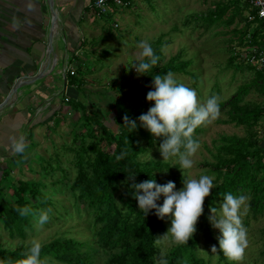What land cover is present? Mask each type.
<instances>
[{
  "label": "trees",
  "instance_id": "1",
  "mask_svg": "<svg viewBox=\"0 0 264 264\" xmlns=\"http://www.w3.org/2000/svg\"><path fill=\"white\" fill-rule=\"evenodd\" d=\"M248 10L249 6L244 0H228L226 4L218 3L215 11L206 15L203 21L206 27H228L234 24L238 17H244V12ZM248 14L253 15L254 11H249ZM109 15L110 13L106 16ZM260 28L259 22L251 23L248 17H245L243 27L233 30L238 46L258 47ZM158 43L159 41L156 42ZM155 54L158 56L159 50ZM228 62L232 65L234 59L230 58ZM189 67L190 63L181 61L179 55L171 58L158 70L154 66L144 75L143 82L131 92L129 105H124L121 100L113 102V129L105 124L106 117L89 115L81 101L69 99V102L65 103L74 113L81 112L79 120L86 129V137L96 138L88 145H81L79 149L74 150L73 166L76 175L69 179L68 183L70 201L73 200L78 211L90 217L93 236L91 240L86 241L55 238L42 244L41 259L47 258L48 264H155L157 246L154 240L163 235L167 228L163 220L155 215V210L147 216L140 212L138 202L132 194L134 190L131 184L149 178L155 179V173L163 170L172 181L177 182L180 180V173L178 165L170 167L161 161H139V157L148 149L158 150L162 138H155L148 130L140 127L137 118L153 106V102L146 100L148 91L153 90L152 77L157 74L166 75L169 71L173 74L189 75ZM75 68L68 83L76 85V90L80 93L83 91L84 81L81 75L80 77L76 74L77 66ZM252 90L264 99L263 70L256 71L251 82L239 87L230 100L220 103V108L228 107V119L221 123L243 127L246 134L243 137L223 135L218 139L212 163L215 187L205 200L204 213L199 218L197 232L187 245H174L169 250L166 256L168 264H207L197 255L200 237L210 245V249L215 245L220 260L226 261L223 253L219 252L218 240L211 232L208 219L210 209L216 208L218 202L222 203L225 193L249 196L247 216L254 220L264 216V144L256 130L264 113V105L244 100ZM125 114L137 121L136 130L130 132L128 127L123 126ZM94 127L97 128V136H94ZM203 127L196 129L194 139L197 140V136L203 132ZM102 142L113 149L104 150L100 147ZM121 152L126 155L117 160L116 156ZM15 156L11 159L14 160ZM9 174L10 168H3L0 181ZM131 175H135L134 181L129 178ZM66 184L67 182L62 185ZM123 185L124 189L121 188ZM9 197V200L0 199V226L11 238H19L22 241L32 229L36 217L32 214L21 216L16 209L26 206L33 211L55 208L50 202L51 198L44 191V185L34 181L18 180L17 187ZM157 203L162 205L163 199L160 198ZM78 204H81L82 208H79ZM30 246L21 245L16 249H6L0 243V261L7 264L9 261L21 259ZM261 255L264 257V250Z\"/></svg>",
  "mask_w": 264,
  "mask_h": 264
},
{
  "label": "rangeland",
  "instance_id": "2",
  "mask_svg": "<svg viewBox=\"0 0 264 264\" xmlns=\"http://www.w3.org/2000/svg\"><path fill=\"white\" fill-rule=\"evenodd\" d=\"M227 2L228 0H131L129 8L112 9L109 16L97 20L99 24L97 37L91 35L85 37L86 42L81 51L83 61L78 64L76 72L84 81L83 91L79 93L74 88L78 94L76 93V99L72 100L81 101L89 115H96L97 118L106 117L105 124L113 129L115 114L113 102L121 100L124 105H129L131 92L143 82L144 75H138L135 69L130 68L140 52L137 45L141 41H148L155 53L159 50L160 59L155 66L156 70L179 55L181 61L190 63V74H174L177 82L194 89L201 103L213 95L220 98V103H226L235 96L239 87L251 82L256 71H261L247 63L245 56L248 48L238 46L237 38L233 34V30L243 27L244 18L248 16L249 10L244 12V17H238L235 23L228 27L225 25L206 27L203 21L206 15L215 11L218 3ZM113 24L117 27L115 28ZM260 37L258 35L257 40ZM230 58L234 59L232 65L228 62ZM61 98L62 95L60 100ZM244 100L264 105V99L253 90L244 97ZM62 104L66 111L69 106ZM227 108H220V117L206 124L203 132L197 136L200 148L194 157V167L187 172L194 178L209 175L214 178V182L212 163L218 139L223 135L243 137L246 134L243 127L221 123L228 119ZM75 113L73 112L67 119L65 114L59 113L56 116L55 126L54 124L52 127L47 126L50 139H46L45 136V143L36 147L37 153L29 146L27 149L31 151L25 152V156L16 155L14 160L5 163L8 168L11 167V170L15 171V174H9L0 181V199L9 200V196L17 187V181L28 179L44 185V191L51 198L50 202L55 208L51 210L50 219L43 226L38 225L36 221L31 223L32 229L23 241L11 238L0 226V243L4 248L28 246L33 239H38L42 244L62 237L80 241L91 240L93 231L90 217L78 211L73 200L70 201L68 183L69 179L76 175L73 166L74 150L79 149L81 145H88L96 138L86 137V129L79 120L81 112ZM96 129L94 127V136H97ZM256 130L262 141L264 113ZM100 147L104 150L113 149L105 142L100 143ZM148 160L161 161L170 167L179 166L174 158L163 161L156 148L148 149L139 157L140 162ZM179 173L180 180L175 182L176 190L183 187L180 169ZM155 179L161 185L172 181L165 170L155 173ZM66 182V185H62ZM121 188L124 189V185ZM220 204L221 202L216 204L217 210ZM78 205L82 208L81 204ZM242 221L247 229L249 245L240 264H264V257L261 255V251L264 250V216L254 220L246 215L242 217ZM163 222L168 230L171 226L170 218L166 217ZM210 228L217 239L220 235L219 230L213 228L211 223ZM173 246L170 240L157 246L155 259L161 252L166 258ZM197 255L207 264H233L227 259L221 261L218 253H212L210 245L202 237L197 247Z\"/></svg>",
  "mask_w": 264,
  "mask_h": 264
},
{
  "label": "clouds",
  "instance_id": "3",
  "mask_svg": "<svg viewBox=\"0 0 264 264\" xmlns=\"http://www.w3.org/2000/svg\"><path fill=\"white\" fill-rule=\"evenodd\" d=\"M137 47L140 52L137 60L130 69H135L138 75H146L158 64L160 59L148 41H141ZM152 89L148 91L146 100L153 102L147 113L141 114L137 119L139 126L145 128L155 138H162L159 152L163 161L175 159L182 173L183 187L176 190L173 181L161 185L155 179L149 178L143 182L131 184L133 197L138 202L140 212L147 216L152 210L155 215L164 220L170 218L171 226L167 232L156 237L154 243L160 246L165 242L174 245H187L188 241L197 232L199 218L204 213V204L207 197L212 194L215 185L213 177L200 175L194 178L187 174L195 164L194 157L200 148L198 140L194 139L197 128L217 120L220 113V98L213 95L201 103L194 89L178 83L174 74L169 71L166 75L160 74L152 77ZM123 126L131 131L137 129V121L127 114L123 117ZM28 148L25 136L11 138V152L23 156ZM126 155L121 152L117 160ZM134 181L135 175L129 176ZM163 196V203L157 201ZM247 195L234 196L231 193L223 195L219 210L211 208L208 217L213 228L218 229L217 237L219 252L233 264H240L245 256L249 242L247 229L243 225L242 217L249 211ZM21 216L32 214L36 217L38 225L43 226L50 219L51 209L33 211L30 207L17 208ZM42 243L38 239L31 241L28 251L23 258L9 261L7 264H48L47 258L41 259ZM212 253H217L215 245L211 247ZM0 264L5 262L0 261ZM155 264H168L165 254L161 252L155 259Z\"/></svg>",
  "mask_w": 264,
  "mask_h": 264
},
{
  "label": "crops",
  "instance_id": "4",
  "mask_svg": "<svg viewBox=\"0 0 264 264\" xmlns=\"http://www.w3.org/2000/svg\"><path fill=\"white\" fill-rule=\"evenodd\" d=\"M94 1L53 0L50 4L48 0H0V105L17 79L29 81L44 64L51 70L41 79L21 86L13 104L0 111V178L5 163L14 155L12 137L25 136L28 147L37 153L36 147L45 143V136L50 139L47 126H55L56 116L65 114L67 119L72 115L69 107L64 111L65 102L60 100L64 91L62 70L65 63H70L75 71L83 61L86 35L97 37L99 33L97 20L102 17L94 13ZM74 88V84L66 88L71 100L78 94ZM262 141L264 144V138ZM9 168L10 174H15Z\"/></svg>",
  "mask_w": 264,
  "mask_h": 264
},
{
  "label": "built area",
  "instance_id": "5",
  "mask_svg": "<svg viewBox=\"0 0 264 264\" xmlns=\"http://www.w3.org/2000/svg\"><path fill=\"white\" fill-rule=\"evenodd\" d=\"M247 5L249 6L250 11H254L253 15L248 14V21L253 22H259L261 24L260 28V36L261 39L258 40L260 42V45L258 47H253L248 49L247 54L245 56V59L247 63L254 66L256 69L263 70L264 71V0H244ZM131 6V0H95L92 9L94 13L98 17L106 16L108 15L112 9L120 8V9H126ZM113 26L116 28L117 26L113 24ZM77 53H75L76 55ZM51 65L54 66L53 62ZM52 66V67H53ZM45 64L40 66L41 72H45L44 74H49L51 70L48 68H44ZM51 67V69H52ZM46 69V70H45ZM135 71V70H134ZM74 70L71 67L70 63H65V66L63 67L62 74H63V80H64V91L60 96L62 95L63 102L67 103L69 102V97L66 95V88L69 86L68 83V77L74 75ZM17 81H24L22 78H19Z\"/></svg>",
  "mask_w": 264,
  "mask_h": 264
},
{
  "label": "water",
  "instance_id": "6",
  "mask_svg": "<svg viewBox=\"0 0 264 264\" xmlns=\"http://www.w3.org/2000/svg\"><path fill=\"white\" fill-rule=\"evenodd\" d=\"M50 4L53 3V0H48ZM53 7L51 6L50 7V10H52L53 12ZM54 22H55V19H54ZM45 72H41V71H38V73L36 74V76H34L33 78L29 79V81H17L15 82V84L13 85L12 89L10 90L9 94L6 96L4 102L0 105V111L3 110L4 108H6L7 106H10L13 104V102L15 101V98L18 94V90L21 86L29 83V82H32V81H35V80H39L43 77V75Z\"/></svg>",
  "mask_w": 264,
  "mask_h": 264
}]
</instances>
